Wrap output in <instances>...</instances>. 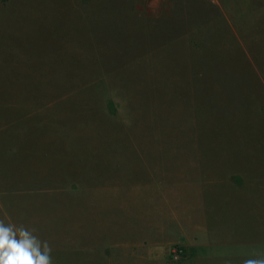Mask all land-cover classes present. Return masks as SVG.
Returning a JSON list of instances; mask_svg holds the SVG:
<instances>
[{"label":"rangeland","instance_id":"1","mask_svg":"<svg viewBox=\"0 0 264 264\" xmlns=\"http://www.w3.org/2000/svg\"><path fill=\"white\" fill-rule=\"evenodd\" d=\"M0 203L53 264L264 252V0H0Z\"/></svg>","mask_w":264,"mask_h":264},{"label":"clouds","instance_id":"2","mask_svg":"<svg viewBox=\"0 0 264 264\" xmlns=\"http://www.w3.org/2000/svg\"><path fill=\"white\" fill-rule=\"evenodd\" d=\"M51 252L48 242L41 241L34 230L0 219V264H53ZM253 257L242 264H264V252Z\"/></svg>","mask_w":264,"mask_h":264},{"label":"crops","instance_id":"3","mask_svg":"<svg viewBox=\"0 0 264 264\" xmlns=\"http://www.w3.org/2000/svg\"><path fill=\"white\" fill-rule=\"evenodd\" d=\"M2 205H1V203H0V212H1V210H2V212L4 211V207L2 208Z\"/></svg>","mask_w":264,"mask_h":264}]
</instances>
